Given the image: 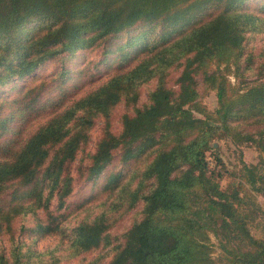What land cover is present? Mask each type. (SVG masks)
Here are the masks:
<instances>
[{
	"label": "trees",
	"instance_id": "trees-1",
	"mask_svg": "<svg viewBox=\"0 0 264 264\" xmlns=\"http://www.w3.org/2000/svg\"><path fill=\"white\" fill-rule=\"evenodd\" d=\"M256 39L264 0H0V264H264ZM222 139L257 161L227 165Z\"/></svg>",
	"mask_w": 264,
	"mask_h": 264
},
{
	"label": "rangeland",
	"instance_id": "rangeland-1",
	"mask_svg": "<svg viewBox=\"0 0 264 264\" xmlns=\"http://www.w3.org/2000/svg\"><path fill=\"white\" fill-rule=\"evenodd\" d=\"M254 4L255 3L253 1H251V5H254ZM254 42L257 46H259V47L261 46L264 48V41L262 39H256ZM257 49H259V48H257ZM93 54L94 53L92 52L91 55H93ZM103 78L104 77H101L99 80L93 82V84L86 86L78 95H80V94L84 93L85 91H87L88 89L96 86L98 83H100V81ZM253 78H254V76H252V75L247 77V79H249V80H251ZM230 79L232 82H235V80H236V78L233 75H230ZM145 95H146V91L144 90L143 96H145ZM201 100L209 108H213L216 104L215 91L210 90L206 94H203L201 96ZM120 112H121V107L119 106V107H117V109L115 110V112L112 116L113 128L115 131H118L120 129V124H119V120H118ZM47 117H48V115H41V116L37 117L36 119L32 120L30 123H28L23 136H27L39 124L43 123ZM101 129H102V120L99 119V120H97L96 124L94 125V127L91 130V140L88 143V146L86 149H93L94 141L99 136ZM215 145L219 146V150L221 152L222 159H223L224 163H226L229 166H231L233 163H237L239 161V158H242L246 162H256L258 159L257 150L253 146H250V145L236 146L228 139H222V140L215 141ZM80 154H81V152H79L77 157H79ZM210 163L211 164L214 163L212 158H210ZM86 188H87V186L85 184H83L81 182L76 183V185L74 187V191L71 193L68 200L69 201L78 200L81 197V195L85 192ZM257 200L264 210V196L259 192L257 193ZM71 206H74V205H71ZM139 206L140 205H138L137 208ZM134 212H135V209L132 210L121 221L120 224H118L116 227H114V229L116 231H119L124 226H126L128 224V222L130 221V216L133 215ZM258 223H259L258 225H252L251 226V230L256 236H260L263 233L264 213H262L261 216L259 217ZM55 241H56V239L53 237H44V238L38 239L36 245H37L38 249H44L46 246L53 244ZM211 242H212L213 248H214V250L212 251V256L217 257V255L219 253V248L217 246L216 238L213 235H211ZM93 256H94V253H89L87 255V258L85 259V262L91 260L93 258ZM106 259L103 262H105ZM59 264H79V259L73 258L69 261L62 260V261H60Z\"/></svg>",
	"mask_w": 264,
	"mask_h": 264
}]
</instances>
